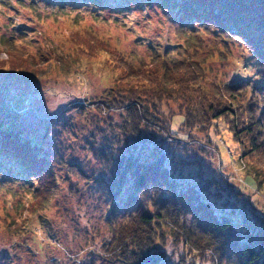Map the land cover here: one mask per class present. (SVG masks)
Returning a JSON list of instances; mask_svg holds the SVG:
<instances>
[{
	"label": "trees",
	"instance_id": "16d2710c",
	"mask_svg": "<svg viewBox=\"0 0 264 264\" xmlns=\"http://www.w3.org/2000/svg\"><path fill=\"white\" fill-rule=\"evenodd\" d=\"M25 1L29 10L43 7L63 13L72 0ZM140 1L141 6L157 4L171 16L175 30L168 44L174 49L149 44L150 55L143 57L136 51H124L118 40L101 37L92 28L65 33V54L48 42L41 45L43 49L31 52L35 43L25 41L29 34L25 30L18 45H11L6 38L0 41V57L8 54L0 59V183L25 186L24 195L37 186L38 194L33 196L37 205L44 195L53 196L54 189L60 190L46 147L50 127L41 138L25 128L18 119L33 114L35 105L29 104V97L15 112L13 93L24 88L15 79L7 87L2 79L19 74L28 80L41 79L48 65L66 72L78 64L75 58L106 57V67L123 73H117L101 94L74 103L82 111L92 109L85 112L89 113L86 124L93 128L84 141L97 169L86 170L75 161L67 163L89 191L106 198L111 210L107 217L109 235L105 234L96 252L94 248L84 251L90 256L94 253V258L88 257L90 264H264V217L254 208L253 216L241 210L245 224L236 228L231 213H218L211 203L202 201V190L218 186L217 180L181 187L167 167L162 148L148 155L140 151L155 137L151 132L156 129L166 131L164 140H173L177 118L181 119L176 125L181 128L178 132L188 137L193 130L205 132L223 122L234 140L245 146L249 155H256L255 162L264 169V0ZM115 2L121 6L120 0ZM122 8L130 10L129 4ZM38 16L42 21L41 12ZM93 42L105 47L108 54L93 51ZM66 50L76 56L66 54ZM233 57L243 59L249 69L236 63L231 69L227 64ZM213 62L220 63L216 69ZM245 73L254 79L252 88L244 86ZM104 115L108 122L97 120ZM172 159L174 169L195 165ZM63 163L60 160L59 165ZM231 206L236 208L233 203ZM7 221L13 220L0 217V223L10 229ZM22 224L19 218L16 227ZM31 231L33 237L39 236Z\"/></svg>",
	"mask_w": 264,
	"mask_h": 264
},
{
	"label": "rangeland",
	"instance_id": "374dc122",
	"mask_svg": "<svg viewBox=\"0 0 264 264\" xmlns=\"http://www.w3.org/2000/svg\"><path fill=\"white\" fill-rule=\"evenodd\" d=\"M0 1V41L6 38L11 45L21 43L19 41L25 36V30L29 33L25 41L35 43L30 50L33 53L39 47L43 49L41 45L48 42L58 53L65 54L63 51L68 45L65 33L88 28L97 31L101 37L118 40L117 45L124 51H136L143 57L150 55L149 44H161L174 49L172 44H168L174 39L175 30L171 16L164 14L157 4L147 7L141 6L140 0H120L121 6H118L115 0H72L71 6L61 13L43 7L29 10L25 0ZM128 4L130 10H123L122 6ZM40 12L42 21L38 16ZM92 46L95 47L93 51H108L95 42ZM67 53L72 52L66 50ZM72 55L76 56L74 53ZM6 58L8 54L2 53L0 59ZM233 58L227 64L231 69L235 63L241 69H249L243 59ZM75 59L78 64L66 72L51 69L48 65L43 69L45 75L41 74V79L28 80L20 74L11 79H2L3 83H8L7 87L15 79L24 88L20 93H13L16 98L15 112L29 97V104L35 105L33 114L20 117L19 122L37 134L38 138L47 134V127H50L46 147L53 159L51 165L60 190L54 189L53 196L44 195L37 205L35 197L33 199L38 194L37 186L24 195L25 186L0 183V217L13 220L11 223L7 221L10 229L0 223V264H90L88 257L94 258V253L90 256L84 251L94 248L93 252H96L105 234L110 233L107 224V217L111 213L108 201L103 195L89 191L79 175L70 172L67 163L75 161L86 170L97 169L95 161L88 157L84 141L93 128L91 124H86L89 113L86 115L85 112H92V109L82 111L74 103L101 94L113 83L117 73L121 75L123 72L114 73L106 67V57ZM219 64L213 62L212 66L216 69ZM54 65L57 66V63ZM245 74L244 86L252 88L254 79ZM31 91L37 93H28ZM22 110L26 111L25 108ZM97 120L108 122L107 115ZM180 122L181 119L177 118L172 130L174 133H171L178 141H175V137L173 140L168 137L167 141L164 140L166 131L159 133L156 129L154 133L151 132L155 137L147 140L146 148L141 146L140 151L145 150L144 155H148L153 154L155 148H162L168 161L167 167L172 169V177L179 181L181 187L205 184L207 179L217 180L218 186L202 190L201 194L205 197L202 201L211 203L218 213H223V210L231 213L236 228L242 229L245 224L241 210L253 216L254 208L258 215L264 217V169L255 162L256 155H249L246 147L234 140L230 129L223 122L218 123V128L211 125V129L205 132L193 130L190 137L178 132L181 130L177 127ZM142 129L143 134H147ZM147 137H150L149 134ZM173 157L194 162L195 165L174 169ZM59 159L64 160V168L59 165ZM255 173H259L262 178ZM216 187L221 193L216 191ZM226 202L227 208L224 207ZM147 205L153 211L152 204L148 202ZM19 218L23 224L16 227ZM32 229L33 233L39 234L38 237H33Z\"/></svg>",
	"mask_w": 264,
	"mask_h": 264
}]
</instances>
